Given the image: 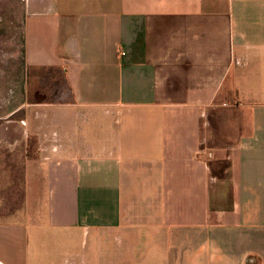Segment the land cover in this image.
Instances as JSON below:
<instances>
[{
  "label": "crops",
  "instance_id": "obj_1",
  "mask_svg": "<svg viewBox=\"0 0 264 264\" xmlns=\"http://www.w3.org/2000/svg\"><path fill=\"white\" fill-rule=\"evenodd\" d=\"M22 6V217L71 264H264V0Z\"/></svg>",
  "mask_w": 264,
  "mask_h": 264
},
{
  "label": "rangeland",
  "instance_id": "obj_2",
  "mask_svg": "<svg viewBox=\"0 0 264 264\" xmlns=\"http://www.w3.org/2000/svg\"><path fill=\"white\" fill-rule=\"evenodd\" d=\"M22 24V0H0V126L4 128L20 127L21 106L26 101H32V97L29 96L30 99L24 97L30 93L28 92L30 89L23 81L27 71L23 59ZM56 78L58 79L57 76ZM226 112L224 108L212 110L209 116L207 115L212 125L221 127L219 132H213L209 138L212 146L216 140L217 144L219 141V145H223L221 141H228L225 138L230 136V126L221 124L218 119ZM6 135V132H0V137ZM14 135L16 141H19L22 136L21 129L15 131ZM228 142L225 145H228ZM22 152L21 149L10 152L5 142L0 139V160L3 161L0 169H4L5 173L3 175L0 172V264H71L70 246L68 250L62 248L57 239L60 236L49 229L43 219L40 220L34 215L31 219L28 213L22 217L24 205L22 160L24 152ZM13 212L14 214L19 212L15 219L7 216ZM34 222L37 223L32 224Z\"/></svg>",
  "mask_w": 264,
  "mask_h": 264
}]
</instances>
